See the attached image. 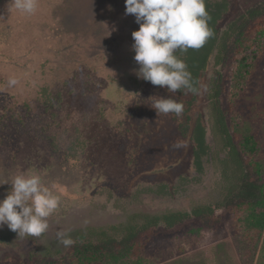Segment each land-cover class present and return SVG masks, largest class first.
<instances>
[{"label": "rangeland", "instance_id": "374dc122", "mask_svg": "<svg viewBox=\"0 0 264 264\" xmlns=\"http://www.w3.org/2000/svg\"><path fill=\"white\" fill-rule=\"evenodd\" d=\"M35 2V11L27 14L11 0H0V199L17 175L35 174L60 196V204L40 237L14 232L12 243L0 244V264H76L73 244H61L58 232L74 241L77 232L124 223L133 214L217 202L223 192L218 159L228 149L214 138L209 119L215 67L196 109L207 120L212 159L185 190L157 194L149 188L196 174L193 142L190 135L181 137L170 113L158 116L151 97L164 94L133 71L139 65L132 32L139 24L125 15V0ZM263 4L232 0L222 27ZM246 27L241 45L218 67L220 100L234 141L240 145L248 133L258 141L252 160L264 181V17L250 19ZM242 52L250 66L237 81ZM10 78L17 84L9 86ZM177 142L184 147H175ZM219 215L220 222L211 225L191 218L172 228L159 226L143 240L148 264H258L260 251L252 261L239 253L237 213L222 209Z\"/></svg>", "mask_w": 264, "mask_h": 264}, {"label": "trees", "instance_id": "16d2710c", "mask_svg": "<svg viewBox=\"0 0 264 264\" xmlns=\"http://www.w3.org/2000/svg\"><path fill=\"white\" fill-rule=\"evenodd\" d=\"M231 7L232 0H206V9L211 16L209 26L214 35L200 49H189L186 53L177 52V55L186 61L193 79L200 85L206 84L210 67H215V75L208 92L209 119L214 138L228 149V155L218 159L223 189L221 198L213 204L195 205L190 210L168 209L153 214H133L124 223L100 228L91 227L77 232L71 252L74 263L148 264V259L143 253V240L153 235L159 226L172 228L191 218L200 219L209 225L216 224L221 220L219 211L222 209L237 213L234 234L241 257L245 261H252L257 251H260L257 263H263L264 181L260 177L258 163L252 160L259 143L254 135L249 133L244 135L240 145L234 141L221 105L222 74L218 67L225 63L236 46L241 45L248 21L264 17V4L250 10L246 19L241 22L233 21L223 28L222 22ZM260 34L264 36V29ZM249 66L248 56L246 52H242L235 71L237 81L249 71ZM152 87L156 93L164 94L157 96L167 98L173 95L175 99L183 102L184 111L179 117L170 114L177 123L181 137L190 135L193 142V165L196 174L190 178L181 176L177 184L161 182L155 188H149L160 195L175 196L185 190L191 182H197L205 172V162L212 159L213 148L207 138V120L202 111H196L204 91L201 90L199 95L190 92L183 94L180 91L172 94L166 88L153 84ZM108 133H105L106 136ZM139 145L137 142L131 151L134 153V149ZM74 150L72 146L69 148L70 152ZM14 236L15 233L11 230H1L0 244L12 243Z\"/></svg>", "mask_w": 264, "mask_h": 264}, {"label": "clouds", "instance_id": "9594fccd", "mask_svg": "<svg viewBox=\"0 0 264 264\" xmlns=\"http://www.w3.org/2000/svg\"><path fill=\"white\" fill-rule=\"evenodd\" d=\"M11 6L31 14L36 2L11 0ZM125 6V15H133L139 24L132 32L134 60L139 65L133 69L136 76L172 94L180 91L199 95L201 90L207 91V85L195 81L186 61L177 55L202 48L214 35L206 0H125ZM17 82L10 78L8 85ZM151 98L158 116L172 113L179 117L184 111L183 102L173 95ZM175 147L184 145L177 142ZM11 185L6 197L0 199V228L7 225L18 237H40L49 228L48 218L58 209L60 196L35 174L17 175ZM57 238L66 247L74 243L64 231L58 232Z\"/></svg>", "mask_w": 264, "mask_h": 264}]
</instances>
